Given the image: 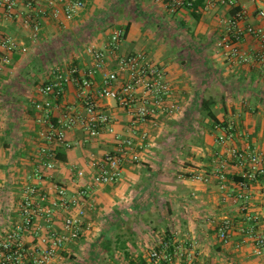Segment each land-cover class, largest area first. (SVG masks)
<instances>
[{
  "label": "crops",
  "instance_id": "obj_1",
  "mask_svg": "<svg viewBox=\"0 0 264 264\" xmlns=\"http://www.w3.org/2000/svg\"><path fill=\"white\" fill-rule=\"evenodd\" d=\"M36 2L15 0L9 16L0 9V33L27 48L25 53L15 52L0 73V238L17 219L24 186L33 182L47 188L52 181L69 192L86 191L79 238L90 235V229L104 219L99 251L106 240L112 257L114 251L108 247L120 237L123 252L131 258L127 264L138 257L144 262L149 249L173 233L181 244L198 241L201 264H264L253 254L242 231L251 225L248 214L264 216V175L249 182L245 213L240 201L222 199L213 172L226 157L225 147L216 141L225 131L233 132L234 146L264 152V65L254 57L262 51L259 42L249 36L241 42V48L249 53V62L235 63L227 58L217 44L231 10L219 4L195 10L194 14L190 8L171 13L156 0H83L82 8L66 19L61 12L64 0H55L53 6L39 0L47 12L44 17L38 16ZM235 3L245 9L242 25L264 29V20L256 15L262 2ZM53 7L59 10L57 18L51 14ZM28 15L40 19L35 36L24 24ZM115 29L123 30L119 54L141 53L165 71L171 90L169 100L177 103L178 111L160 115L153 128L150 124H133L130 115L113 100H100L114 118L115 132L141 145L137 149L139 161L127 159L117 181L94 185L89 160L111 151L113 136L102 131L82 144V131L74 129L67 131L72 148H56V156L62 150L65 160L56 159L52 170L41 167L43 178L35 179L33 172L44 145L41 113L34 108V102L43 98L38 87L56 67L75 66L84 73L92 64L86 48H102ZM54 51L58 57L50 67L45 62ZM70 61L74 64H68ZM110 66L112 61L107 68ZM96 80L100 81V75ZM75 95V85L69 83L61 104L53 110V118H58L65 107L81 109ZM207 109L215 115V122L206 116ZM77 170L84 175L77 177ZM242 172L229 161L225 168L228 190L239 191L235 177ZM191 173L206 174L208 181L190 179ZM225 218L233 227L229 242L223 244L217 237V226ZM77 240L68 245L63 256H77Z\"/></svg>",
  "mask_w": 264,
  "mask_h": 264
},
{
  "label": "built area",
  "instance_id": "obj_2",
  "mask_svg": "<svg viewBox=\"0 0 264 264\" xmlns=\"http://www.w3.org/2000/svg\"><path fill=\"white\" fill-rule=\"evenodd\" d=\"M36 1V0H35ZM39 2V0H37ZM53 6L55 0H45ZM174 13L181 8H192L193 0H156ZM256 15L264 20V0ZM36 2L38 16L44 17L47 12ZM221 5L232 12L224 20L225 31L218 40V46L224 55L235 63L249 62V53L241 48V42L246 36L257 40L262 48L255 54L256 60L264 65V29L259 25L244 24L245 9L236 6L235 0H205L203 9ZM15 5V0H0V9L9 16ZM31 5V2L29 3ZM61 10L66 19H70L82 8L83 0H64ZM52 16L57 18L59 10L53 7ZM30 26L34 36L40 29V19L28 15L24 20ZM123 39V30L115 29L106 44L102 47L88 46L86 52L90 55L92 64L81 74L75 66L56 67L51 76L38 87V93L43 96L34 102V108L41 113L40 122L44 125L41 139L44 143L39 150V165L33 172L35 179L41 181V167L52 170L56 161V148L70 149L73 143L67 137V131L79 129L83 133L82 144L97 138L102 131L113 136L114 146L111 151L100 157L89 160L91 182L94 185H106L119 179L122 164L127 159L139 161L137 149L141 145L129 137H123L114 130V118L100 100H113L131 118L133 124L158 125L160 115H173L178 111L177 103L170 101L171 90L165 76V71L146 60L141 53L119 54ZM27 48L10 36L0 33V73L9 64L12 55ZM112 61V66L107 64ZM96 75H100L97 82ZM73 83L76 89V100L81 106L65 107L58 118H53V110L58 108L65 94V87ZM146 135H143L145 137ZM233 132L225 131L217 136L216 141L226 149V157L213 171L218 179L222 199H231L242 203V210L248 209L249 182L256 181L264 175V152L240 149L231 141ZM229 161L242 168V178L237 182L239 191L228 190L225 168ZM77 177L84 172L77 170ZM50 178V176H49ZM190 179L207 182L206 174L191 173ZM50 181V179H49ZM47 188L40 183L28 182L23 188L19 202L17 219L0 238V264H66L63 252L69 244L80 236L83 218L86 210L84 205L85 190L69 192L58 182H50ZM264 189V183H263ZM251 225L244 228L243 236L251 243L253 254L264 262V216H246ZM256 226H262L257 229ZM233 223L229 218L223 219L217 226V237L226 244L230 240ZM199 244L193 240L181 244L176 233L164 237L148 251L145 264H201L198 259ZM67 264H74L68 262ZM212 264V263H203Z\"/></svg>",
  "mask_w": 264,
  "mask_h": 264
},
{
  "label": "rangeland",
  "instance_id": "obj_3",
  "mask_svg": "<svg viewBox=\"0 0 264 264\" xmlns=\"http://www.w3.org/2000/svg\"><path fill=\"white\" fill-rule=\"evenodd\" d=\"M56 49V48H55ZM57 52L54 51V56H50L48 59H46V64L50 67L54 65V61H57ZM40 63H43L42 60ZM39 63V64H40ZM68 64H74L72 61L68 62ZM37 64L35 63V66ZM106 226V222L104 219L99 220L96 225L95 229L91 230L90 235L84 237V234L81 235V238H79L78 242V248L76 251V255L68 256L70 253H65L64 262L67 264L68 262H72L74 264H111V261H115L116 264H127V261L131 258H129L128 255H125V252L122 250V242L121 238L114 240L113 242L115 244H111L110 247H108L110 250L114 251L113 256L107 252V248H103L102 251H99V241L104 237L102 233L104 232V228ZM92 228V226H91ZM121 231V229H119ZM79 260V261H77Z\"/></svg>",
  "mask_w": 264,
  "mask_h": 264
},
{
  "label": "trees",
  "instance_id": "obj_4",
  "mask_svg": "<svg viewBox=\"0 0 264 264\" xmlns=\"http://www.w3.org/2000/svg\"><path fill=\"white\" fill-rule=\"evenodd\" d=\"M204 1L205 0H196V1H193V7L192 8H190L191 9V11H192V13H194V14H197L196 12H195V10H198V9H203V5H204ZM232 12V11H231ZM206 111V116H208L209 118H210V120H212V121H216V117H215V115L213 114V112L211 111V110H209V109H207V110H205ZM59 151H61L59 154H57V156H56V159H59V160H62V161H64L65 160V156H64V154H62L63 152H62V150H59ZM58 151V152H59ZM237 180H246V179H244V178H242L241 176L240 177H235ZM106 241V240H105ZM104 241V243H103V246H104V248H105V245L107 244V242H105ZM143 260H142V257H138V258H136L135 260H131V262L133 263V264H145V261L144 262H142Z\"/></svg>",
  "mask_w": 264,
  "mask_h": 264
}]
</instances>
